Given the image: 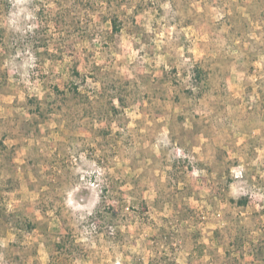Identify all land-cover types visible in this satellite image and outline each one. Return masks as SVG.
I'll list each match as a JSON object with an SVG mask.
<instances>
[{
	"label": "rangeland",
	"instance_id": "rangeland-1",
	"mask_svg": "<svg viewBox=\"0 0 264 264\" xmlns=\"http://www.w3.org/2000/svg\"><path fill=\"white\" fill-rule=\"evenodd\" d=\"M0 264H264V0H0Z\"/></svg>",
	"mask_w": 264,
	"mask_h": 264
},
{
	"label": "trees",
	"instance_id": "trees-1",
	"mask_svg": "<svg viewBox=\"0 0 264 264\" xmlns=\"http://www.w3.org/2000/svg\"><path fill=\"white\" fill-rule=\"evenodd\" d=\"M114 28L117 29V25H116V24H114ZM26 227H27L28 229H33V225H32L31 223L28 224Z\"/></svg>",
	"mask_w": 264,
	"mask_h": 264
}]
</instances>
